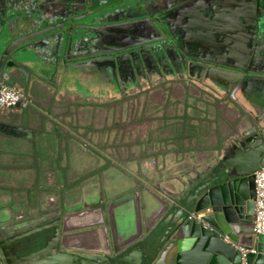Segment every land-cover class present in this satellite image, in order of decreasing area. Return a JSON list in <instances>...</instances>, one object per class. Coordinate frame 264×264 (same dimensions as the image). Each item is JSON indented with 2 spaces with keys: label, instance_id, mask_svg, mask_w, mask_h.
I'll use <instances>...</instances> for the list:
<instances>
[{
  "label": "water",
  "instance_id": "water-1",
  "mask_svg": "<svg viewBox=\"0 0 264 264\" xmlns=\"http://www.w3.org/2000/svg\"><path fill=\"white\" fill-rule=\"evenodd\" d=\"M225 1L183 0L173 12V20L146 24L157 35L164 36L163 30L168 31L172 37L169 43L181 52L187 32H191L200 36H195L199 42L211 41L200 44L201 52L213 54L214 46L220 43L226 53H231L241 47L242 30L249 31L244 17L257 10L264 18L263 0H240L245 11L240 16L233 13L235 22L241 24L239 35L232 25L216 27L215 13L219 8L218 12L225 10ZM11 2L20 4L24 0ZM188 2L192 12L210 19L207 27L188 28L190 17L184 14ZM6 5V0H0L1 13L8 11ZM37 7L36 17L26 24L20 20L12 23L8 13L0 15V82L35 75L38 82L47 83L50 72L56 83L62 67L71 73L80 69L79 77L72 76L74 83L109 75L102 63L110 61L108 55L117 50H103L106 46L90 40L105 30L97 27L99 22L70 19L77 11L72 7L61 5L52 11L42 8L40 2ZM60 16L68 20L60 21ZM130 28L147 30L144 25ZM111 33L101 40L114 47L106 38H114ZM260 48L258 41L257 50ZM127 56L136 67L144 54ZM115 59L111 60L116 68L121 67L119 58ZM229 59L237 62L233 56ZM217 71L221 75L214 77L209 72L206 79L230 96L243 94L248 104L238 111L241 119L235 123L236 135L224 140L209 157H200L170 175L148 174L145 182L128 177L118 192L102 195L93 190L82 197L80 192L65 193L56 207L49 206L50 196L37 197L38 204L31 206V213L18 211L13 200L2 201L1 196L10 192L0 176V264H264V237H256L253 232L255 174L264 168V77H255V82V78L242 80V74ZM226 74L232 78L222 77ZM21 107L23 103L17 106ZM10 110L0 111V137L31 139L32 131L8 123ZM139 170L144 176L143 167ZM64 186L47 185L45 191H61ZM237 247L255 249L256 253L244 257Z\"/></svg>",
  "mask_w": 264,
  "mask_h": 264
},
{
  "label": "crops",
  "instance_id": "crops-1",
  "mask_svg": "<svg viewBox=\"0 0 264 264\" xmlns=\"http://www.w3.org/2000/svg\"><path fill=\"white\" fill-rule=\"evenodd\" d=\"M6 1V6H9L8 11L1 13L0 8V15L8 13L6 15L11 16L13 23L23 18L36 17L34 10L38 9L37 3L40 2L44 8L43 4L47 0H24L20 4H14L11 0ZM31 3L32 5L29 6ZM59 71L56 83L53 82L54 75L50 72H48L47 83L38 82L35 75H19L6 81V83L16 86L29 101L27 106L10 110V117L7 118V121L17 127L32 131V138L0 137V176L3 178L4 188L10 192L8 195L1 196L4 203L13 200L14 204L19 207L18 211L25 209L27 213H31V206L37 205L39 201L33 194L45 191V187L49 184L58 187L65 184L64 188H61V191H65L78 179L95 175L96 186L80 190V196L82 197L93 190L103 195L106 192L121 190L128 177L145 182V177L148 174L170 175L179 171L183 165L189 166L192 161L197 162L200 157L205 156L201 154L200 148L192 149L193 147L183 145L184 143L177 145V141L170 144L167 149L152 151L153 156L145 155L148 156L145 159L129 158L124 163L125 165H120L119 160L113 161L110 168L104 167L102 162L104 158L101 154L97 159L86 158L85 153L79 156L77 148L84 145L80 137L84 134V129L72 126V119L75 120L77 114L73 115L74 117L66 116L60 110L61 104L80 105L90 101L97 106L96 104H99L97 98L102 96V84L98 80L99 77L84 81L80 79L77 80L79 87H76L72 76L75 74L79 77L78 75L82 73H79L80 69L71 73L65 72L62 67ZM246 103L242 96L237 95L234 100L221 103L223 110L228 109L232 113V119L227 115L224 116V119L227 120L226 123L230 126L237 123L240 118V113H238L239 110L241 111L240 106L246 105ZM0 111L3 112L4 109H0ZM71 117L73 118L71 119ZM96 131L94 128L90 129L92 133ZM28 135L30 136L29 132ZM235 135L231 134V136ZM217 149L215 152L218 151ZM141 156L144 157V152ZM127 162L129 165L132 164L130 167L127 164L129 168L124 167ZM141 167H143L142 174H145L144 176L140 173ZM107 172L110 174L105 179ZM24 196L26 197L24 198ZM50 199L49 206L51 207H56L61 201L57 192L53 193Z\"/></svg>",
  "mask_w": 264,
  "mask_h": 264
},
{
  "label": "flooded vegetation",
  "instance_id": "flooded-vegetation-1",
  "mask_svg": "<svg viewBox=\"0 0 264 264\" xmlns=\"http://www.w3.org/2000/svg\"><path fill=\"white\" fill-rule=\"evenodd\" d=\"M182 1L183 0H47L43 5L44 8L52 11L58 10L61 5L65 8H76L77 11H73L76 15H72L70 19L79 17L82 18L83 22L87 20L92 22L97 21L99 22V26L97 27L101 30L105 29L101 34L96 33L95 37L93 36L90 38V40L97 41V44L106 46L102 47L103 50H117V53L112 54L110 52L108 55L107 58L111 62L102 63L103 68L109 74H100L98 80L102 84V91H108L112 88L113 94H117L119 93L117 90L121 91L123 88L128 87L131 81L135 83V85L131 87L133 88L137 87L140 82L152 81L157 77L164 82H175L174 80H182L181 82H185L191 79L194 80L193 82L205 80L210 83L206 79V75L211 69L210 73L212 76L221 75L217 70H222L230 75L242 74V80L264 77V18L262 15H259L257 10L254 13L250 12L249 15L244 17L249 31L245 33L242 30V35L239 37V39L242 37L240 40L242 41L241 47L234 48L231 50V53H226L225 46L223 47V44L220 43L218 46H214L213 54H209L206 51L201 52L200 48L202 46L200 44L204 41L199 42L197 40L198 38L195 40V36L199 35H195L191 32H187V36L184 39L185 48L184 51L181 52L175 48L172 42L169 43V39L172 37L169 35L168 31L163 30L164 36L154 34L148 29L147 26L149 24L146 23H149V21L156 23L161 21L159 24L161 25L163 23L166 24L162 21L163 19L170 18V20H173L175 16L172 14L175 8H177L178 2ZM184 1L193 2L197 0ZM190 2L187 3V5L190 6H188V8L185 7L184 11V14L190 17V26L188 28L197 29L200 27V29H202L203 27H207L206 25L209 24L208 22L210 19L192 12L189 9L192 5ZM213 2L214 4H218L220 0H213ZM225 2L227 3V6L225 5V10L218 12L220 11L219 9H221L219 8L215 13L214 20L217 22L216 27L222 29L228 25H232V27L236 28V33L239 35L240 31L238 30H240L241 24L235 22L233 13L240 16V13L243 10L245 11V9L242 8L243 2H240V0H226ZM215 6L218 8L217 5ZM262 7L264 10V0ZM251 8L252 7L249 6L248 9L250 10ZM66 11L70 12L68 9H66ZM59 19H61L60 21L68 20L61 16ZM28 21H31V19L23 18L20 20V23L26 24L29 23ZM230 21H232V23ZM133 24L138 26L144 25L147 29L146 32H143L142 28H130ZM115 25L120 26L115 27ZM100 29H97V31ZM111 32L115 35L114 38L107 36L106 38H108V44L114 47L108 46L105 39L101 40V36ZM90 33L92 34L93 32L90 31ZM90 33H88V36H90ZM124 38H128V42H123L122 39ZM90 40L88 39V41ZM258 41L261 47L259 50H257ZM210 42L211 41H207L204 43L208 44ZM214 45H217L216 42ZM198 50L200 52H197ZM134 52H141L144 54L142 62L138 61L136 67H134V64L127 56ZM230 56L235 57L237 62H232L229 59ZM186 57L188 58L187 61L185 60ZM115 58H119L121 67L116 68V63H113L111 60ZM97 59H100V56ZM88 62L89 61H86L87 64ZM92 65H94V63ZM233 65H237V67ZM227 74L222 75V77L227 76L232 78V76ZM217 78L219 77L217 76ZM254 80L256 82L257 78ZM153 82L154 81H152V83ZM243 96L242 94V99H244Z\"/></svg>",
  "mask_w": 264,
  "mask_h": 264
},
{
  "label": "rangeland",
  "instance_id": "rangeland-1",
  "mask_svg": "<svg viewBox=\"0 0 264 264\" xmlns=\"http://www.w3.org/2000/svg\"><path fill=\"white\" fill-rule=\"evenodd\" d=\"M152 81L140 82L141 85L133 88L135 83L131 81L128 87L117 90V94H113L112 88L102 91V96L97 98V106L90 101L80 105L61 104L60 110L66 116L77 114L75 120L72 119L74 116L71 117L72 126L84 129L80 136L84 145L77 148L79 156L85 153L86 158L97 159L101 154L104 167L110 168L113 161L119 160L120 165H125L129 158L145 159L148 157L145 155L153 156L152 151L167 149L177 141V145L184 143L192 149L200 148L201 154L209 157L220 148L226 137L234 134L236 124L230 126L224 119L225 115L232 119V113L221 108V103L232 101L234 97L221 86L205 80L164 82L157 77ZM77 83L75 85L79 87ZM199 126L204 130L202 134L196 130L200 129ZM91 128L97 131L92 133ZM116 129L117 132L114 131ZM143 152L144 157L141 156ZM127 164L125 168L132 165L130 163L128 167ZM107 173L105 179L109 177L110 173ZM94 185L96 176H86L70 187L66 185L67 191L35 192L33 196L45 198L57 192L62 198L65 193L75 195Z\"/></svg>",
  "mask_w": 264,
  "mask_h": 264
},
{
  "label": "built area",
  "instance_id": "built-area-1",
  "mask_svg": "<svg viewBox=\"0 0 264 264\" xmlns=\"http://www.w3.org/2000/svg\"><path fill=\"white\" fill-rule=\"evenodd\" d=\"M20 103L27 106L29 101L16 86L0 82V109H15ZM255 177L256 200L253 232L256 237H264V168L256 172ZM237 248L244 257L248 253H256L255 249Z\"/></svg>",
  "mask_w": 264,
  "mask_h": 264
},
{
  "label": "trees",
  "instance_id": "trees-1",
  "mask_svg": "<svg viewBox=\"0 0 264 264\" xmlns=\"http://www.w3.org/2000/svg\"><path fill=\"white\" fill-rule=\"evenodd\" d=\"M118 111V110H117ZM202 124V123H201ZM196 126V125H195ZM200 127V126H199ZM117 130L118 129H116V130H114V131H116L117 132ZM197 130V132L199 133V134H202L203 132H204V130H202V128L200 127V129H196ZM114 131H110V132H112V134L114 133ZM112 134H111V138H112ZM188 138V137H187ZM110 142H112V139L110 140ZM109 144H111V143H109Z\"/></svg>",
  "mask_w": 264,
  "mask_h": 264
}]
</instances>
